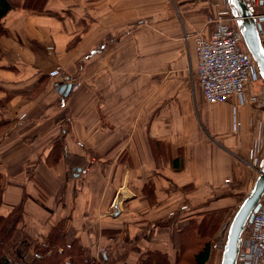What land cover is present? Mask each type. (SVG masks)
<instances>
[{
    "label": "crops",
    "instance_id": "1",
    "mask_svg": "<svg viewBox=\"0 0 264 264\" xmlns=\"http://www.w3.org/2000/svg\"><path fill=\"white\" fill-rule=\"evenodd\" d=\"M215 14L207 0H33L11 11L0 37V87L13 94L2 111L0 211L25 194L29 237L66 218L87 257L134 241V263L170 248L186 205L217 203L224 187L255 179L264 109L208 104L190 75L183 37L207 35ZM73 80L64 98L57 86ZM59 137L69 156L48 165ZM73 167L87 170L75 177Z\"/></svg>",
    "mask_w": 264,
    "mask_h": 264
},
{
    "label": "trees",
    "instance_id": "2",
    "mask_svg": "<svg viewBox=\"0 0 264 264\" xmlns=\"http://www.w3.org/2000/svg\"><path fill=\"white\" fill-rule=\"evenodd\" d=\"M33 0H0V37L5 34L3 19L13 10L24 7ZM44 78V76H43ZM0 97V134L10 125V121L4 117L3 109L12 99L13 94L6 92ZM66 98V97H64ZM68 157L62 137L51 143L48 157L45 159L48 165H55L62 157ZM95 156V155H94ZM98 157V155H96ZM71 166L69 174H71ZM3 175L0 171V208L4 203ZM25 194L12 205L7 212L0 211V264H207L211 256V239L222 220L221 209L202 210L194 209L193 213L184 217V222L174 227L170 236V246L175 251L172 259L167 251L159 249L146 250L140 254L134 263L127 260V256L133 248L134 241L114 243L106 247L105 255L96 258L87 257V248L80 240L70 236L68 232V219L63 218L55 223L42 237L43 240L31 242L34 258L27 262L16 253L15 257L7 251V244L15 239V234L22 233L30 241L26 233L25 223ZM207 206L209 201L198 206ZM163 221L155 223L160 226ZM104 234L109 238H115L118 230L106 229ZM33 245V246H32ZM110 253V255H108ZM116 255V256H114Z\"/></svg>",
    "mask_w": 264,
    "mask_h": 264
},
{
    "label": "built area",
    "instance_id": "3",
    "mask_svg": "<svg viewBox=\"0 0 264 264\" xmlns=\"http://www.w3.org/2000/svg\"><path fill=\"white\" fill-rule=\"evenodd\" d=\"M215 2L216 14L208 18L211 29L207 35L196 31L191 36L184 35L188 48L189 38L195 56V80L204 101L208 104L227 103L233 98L240 104H250L255 108L264 107V81L257 65L246 48L236 21L231 15L227 0H207ZM250 17L261 26L260 39L264 47V0H247ZM79 82H72V92ZM254 151L264 155V143L257 140ZM87 167L81 170L85 173ZM230 183V179L224 180ZM260 206L251 222L245 225L236 264H264V193ZM221 246L220 244L215 247ZM100 254H105L102 250Z\"/></svg>",
    "mask_w": 264,
    "mask_h": 264
},
{
    "label": "water",
    "instance_id": "4",
    "mask_svg": "<svg viewBox=\"0 0 264 264\" xmlns=\"http://www.w3.org/2000/svg\"><path fill=\"white\" fill-rule=\"evenodd\" d=\"M227 3L231 15L236 21L237 28L242 34L246 48L255 61L259 74L264 81V47L260 39L261 26L250 17L251 11L247 0H227ZM71 89V82H60L57 86L58 93L63 97H68ZM72 171L74 172V176L77 177L81 173V168L73 167ZM257 172L258 174L252 188L234 213L228 226L226 240L221 252L220 264H236L241 245V235L245 225L252 221L254 214L260 206V198L264 193V157Z\"/></svg>",
    "mask_w": 264,
    "mask_h": 264
},
{
    "label": "rangeland",
    "instance_id": "5",
    "mask_svg": "<svg viewBox=\"0 0 264 264\" xmlns=\"http://www.w3.org/2000/svg\"><path fill=\"white\" fill-rule=\"evenodd\" d=\"M194 66H195V63L192 62L191 68L194 69ZM193 69H192V74H190V75H191L192 79L194 80L195 79L194 78L195 71ZM73 82H79V80H73ZM254 180L255 179H253V180L251 179V181L249 183H247V185H242V183L241 184L233 183L228 187H224V192H225L224 196L225 197L224 196L221 197V199L217 203L209 201V205H207V206H201L200 205L197 207L196 206L197 204H201L198 202H202V201L195 200V201L191 202L192 203L191 206L186 205L185 211L183 213H181L183 215H189V214L194 212L193 211L194 209H196L197 211H202V210L204 211V210H207L209 208V206L216 207L217 209L218 208L221 209L222 220L219 224L218 229L215 231L213 238L211 239L212 252H211V256H210L207 264H220L221 252H222V248H223V245L225 243V240H226V233H227L228 226H229V224L233 218L234 213L237 211L238 207L240 206V204L242 203V201L244 200V198L248 194L249 190L252 188ZM149 204H151V201H149ZM152 206H154V205H150V207H152ZM112 208H114V207H112ZM179 214H177V218L179 217ZM179 225L180 224H177L175 227H178ZM32 236H34V235H32ZM29 238H30V241L27 240L26 236L22 233L15 234V239L13 241H10L6 246L7 251L10 254H13L15 257H17L16 253H18L20 255L18 257L22 258L23 260H25L27 262H31L32 259L34 258V251H33V247L29 248L28 246H29V244H31V242L33 243L35 241H38V242L42 241L43 238L38 237L39 238L38 240L33 239V237H29ZM217 244H220L221 246L215 247V245H217ZM102 250H104V249H102ZM167 252L171 255L172 259L175 257L176 253L171 246H170V248H167ZM108 255H110V253H108ZM114 256H116V255H114Z\"/></svg>",
    "mask_w": 264,
    "mask_h": 264
}]
</instances>
